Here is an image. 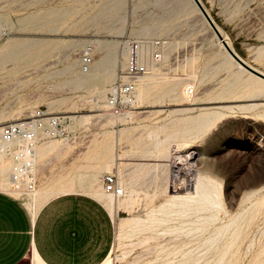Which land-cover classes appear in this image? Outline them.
I'll return each instance as SVG.
<instances>
[{
  "label": "rangeland",
  "instance_id": "374dc122",
  "mask_svg": "<svg viewBox=\"0 0 264 264\" xmlns=\"http://www.w3.org/2000/svg\"><path fill=\"white\" fill-rule=\"evenodd\" d=\"M201 2L230 47L264 73V0ZM186 19L203 50L163 54L173 63L152 66L149 38L163 20L176 29ZM130 40L141 42L155 81L113 117L105 105L118 75L89 82L81 53L91 46L95 62L101 46ZM37 109L65 118L68 138L53 142L68 147L66 160L94 163L90 188L108 208L96 170L115 152V126H138L126 135L138 138L139 155L119 174L126 194L111 212L112 264H264V80L232 61L193 0H0V125ZM177 144L195 152L196 193L174 188L168 155ZM1 163L9 189L10 162Z\"/></svg>",
  "mask_w": 264,
  "mask_h": 264
},
{
  "label": "crops",
  "instance_id": "0c3cea01",
  "mask_svg": "<svg viewBox=\"0 0 264 264\" xmlns=\"http://www.w3.org/2000/svg\"><path fill=\"white\" fill-rule=\"evenodd\" d=\"M191 23L186 19L185 25L175 29L171 20H163L161 34L149 39L163 41L165 55L190 57L203 50L201 37ZM122 48L125 45L101 46L94 62L95 71L117 77L126 64ZM172 63L165 59L161 67L166 69ZM66 128L69 134L67 125ZM137 131L138 126H115V152L102 161L96 176L104 180L109 173L119 177L124 170L133 171L132 165L139 155L134 147L138 138H130L126 133ZM66 139L41 141L37 146V194L33 201L36 211L28 205L32 202L29 198L19 197L10 188H0V264H102L109 255L114 218L102 200V190L90 188L94 163L66 160L68 147L59 148L53 142Z\"/></svg>",
  "mask_w": 264,
  "mask_h": 264
},
{
  "label": "built area",
  "instance_id": "2783aa9c",
  "mask_svg": "<svg viewBox=\"0 0 264 264\" xmlns=\"http://www.w3.org/2000/svg\"><path fill=\"white\" fill-rule=\"evenodd\" d=\"M163 41L150 42L149 62L159 66L163 62ZM125 67L118 73L117 80L110 86L106 97V109L113 117H121L132 110L137 102V93L142 79L150 75L151 65L143 62L141 42L126 43ZM91 46L81 53L83 71L90 70L94 63ZM193 93V89H189ZM64 117L37 109L31 115L0 125V158L9 160L8 175L10 189L19 197L34 201L37 194L38 164L37 146L41 141L68 138ZM104 192L113 197L125 196V188L116 173L104 176Z\"/></svg>",
  "mask_w": 264,
  "mask_h": 264
},
{
  "label": "bare ground",
  "instance_id": "6f19581e",
  "mask_svg": "<svg viewBox=\"0 0 264 264\" xmlns=\"http://www.w3.org/2000/svg\"><path fill=\"white\" fill-rule=\"evenodd\" d=\"M222 34L224 35V33H222ZM224 37L227 40V42L230 44V42L228 41L229 39L227 38V35H224ZM218 42L222 45V43L219 39H218ZM121 53L125 56V58H127V52L126 51L124 52V48L121 49ZM144 54L146 55L147 53L144 51ZM229 56H230V54H229ZM230 58L239 68L245 70L231 56H230ZM146 62H148V61H146ZM82 72L83 73H80L81 76H83V74L86 73L85 76H87L88 81L91 82V81L95 80V82L97 83L98 86H100V85L103 86L106 83L112 81V79L114 78V75H110V73L100 75L97 71H95L94 64L91 66L90 71H87V72L82 71ZM147 78H150V77L147 76V77L143 78L142 82L140 84L143 86L144 85L148 86L149 84H151L152 82L155 81L154 79H147ZM142 94H143V91H141V90L138 91L137 101L141 100ZM104 97H105V93H103L99 98L102 99ZM0 143H1V137H0ZM181 145L177 144L176 147L175 146L172 147L170 152H169V155H168V161H169V164H170L171 169H172L171 170L172 171L171 172L172 181L174 184L177 185L174 188L177 187V189H181L184 191L189 190L191 192L196 193L198 187L196 185L194 186V183L196 182L198 177L194 174V169H193V160H194V153L195 152L189 151V150L182 151L183 146H181ZM1 160L4 161V159L0 158V188L6 189L7 185H8V180H7V178H6L7 181L4 179L6 177L9 166L7 165L8 163L7 164L1 163ZM109 197L111 198L110 202H109V209L111 210L112 213H114V207H116L115 206V199L116 198L114 199L111 196H109ZM28 205L33 207L35 209V211L37 210L35 208L36 206L34 205V203L28 202ZM112 215L114 216V214H112ZM102 264H112V261L108 257Z\"/></svg>",
  "mask_w": 264,
  "mask_h": 264
},
{
  "label": "water",
  "instance_id": "95a60500",
  "mask_svg": "<svg viewBox=\"0 0 264 264\" xmlns=\"http://www.w3.org/2000/svg\"><path fill=\"white\" fill-rule=\"evenodd\" d=\"M196 4V6L199 8L200 12L202 13V15L204 16V18L206 19V21L208 22V24L210 25V27L213 29L214 33L216 34V36L218 37V39L221 41L222 45L224 46V48L226 49V51L230 54V56L242 67L244 68L246 71H248L249 73L257 76L258 78L264 80V73L257 70L256 68L252 67L251 65H249L247 62H245L229 45V43L226 41L225 37L223 36V34L221 33V31L219 30V28L217 27V25L215 24L214 20L212 19V17L210 16V14L208 13V11L206 10V8L204 7V5L202 4L201 0H193Z\"/></svg>",
  "mask_w": 264,
  "mask_h": 264
}]
</instances>
